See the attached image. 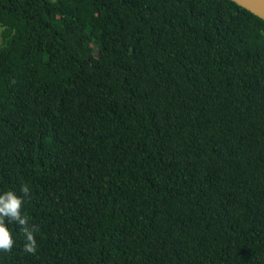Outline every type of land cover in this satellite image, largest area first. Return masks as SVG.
Returning a JSON list of instances; mask_svg holds the SVG:
<instances>
[{
    "label": "trees",
    "instance_id": "trees-1",
    "mask_svg": "<svg viewBox=\"0 0 264 264\" xmlns=\"http://www.w3.org/2000/svg\"><path fill=\"white\" fill-rule=\"evenodd\" d=\"M0 264H264V20L232 0H0Z\"/></svg>",
    "mask_w": 264,
    "mask_h": 264
},
{
    "label": "clouds",
    "instance_id": "clouds-1",
    "mask_svg": "<svg viewBox=\"0 0 264 264\" xmlns=\"http://www.w3.org/2000/svg\"><path fill=\"white\" fill-rule=\"evenodd\" d=\"M30 197V187L27 183L20 187V195L13 190L0 191V253H10L15 241L10 231L9 224H17L20 227L24 239L22 250L26 253L36 254L37 241L35 234L39 228L35 224H29L27 213L22 211L25 198Z\"/></svg>",
    "mask_w": 264,
    "mask_h": 264
},
{
    "label": "water",
    "instance_id": "water-1",
    "mask_svg": "<svg viewBox=\"0 0 264 264\" xmlns=\"http://www.w3.org/2000/svg\"><path fill=\"white\" fill-rule=\"evenodd\" d=\"M237 5L264 20V0H232Z\"/></svg>",
    "mask_w": 264,
    "mask_h": 264
},
{
    "label": "rangeland",
    "instance_id": "rangeland-1",
    "mask_svg": "<svg viewBox=\"0 0 264 264\" xmlns=\"http://www.w3.org/2000/svg\"><path fill=\"white\" fill-rule=\"evenodd\" d=\"M51 1H56V0H51Z\"/></svg>",
    "mask_w": 264,
    "mask_h": 264
}]
</instances>
